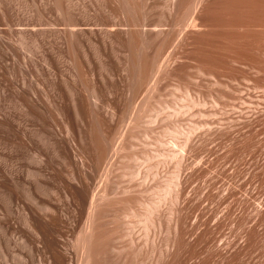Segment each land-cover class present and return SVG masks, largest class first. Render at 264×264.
Masks as SVG:
<instances>
[{"label": "rangeland", "instance_id": "1", "mask_svg": "<svg viewBox=\"0 0 264 264\" xmlns=\"http://www.w3.org/2000/svg\"><path fill=\"white\" fill-rule=\"evenodd\" d=\"M159 138L177 155L149 169ZM65 147L107 193L84 247ZM0 167L16 215H74L81 264H264V0H0Z\"/></svg>", "mask_w": 264, "mask_h": 264}, {"label": "bare ground", "instance_id": "2", "mask_svg": "<svg viewBox=\"0 0 264 264\" xmlns=\"http://www.w3.org/2000/svg\"><path fill=\"white\" fill-rule=\"evenodd\" d=\"M200 24H201V22H200ZM229 24L230 23H228V25ZM203 25L205 26V24H203ZM225 25H227V24H225ZM19 90H20V88H19ZM21 90H23V88H21ZM20 93L22 96L23 92L21 91ZM29 99H31V97ZM31 104H32V102H31ZM33 104H34V102H33ZM38 107L36 104V108L38 110H40V106H38ZM64 137H65V135H64ZM66 138H64V139H66ZM59 140L60 139H58V141ZM158 141H159V146H161L160 150L156 149L155 152H153V153H150V151L144 152L143 158H144L145 162L148 163L147 166L149 169H151L152 167L159 166L160 164H162L167 159H174L175 156L177 155V152H175L176 150L174 148V142L173 141L167 142L166 140L163 141V139L160 140V138H159V140H157V144H158ZM64 142L65 141H63V143ZM64 144H66V143H64ZM67 144H69V143H67ZM165 144L168 145V148L166 146V149L163 148V146ZM65 149H67V147H65ZM57 152L54 153L56 157H58L60 155V154H57ZM59 152L62 153V151H59ZM37 155L39 158L40 154L38 153ZM62 155H60L59 157H61ZM34 156H35V154H34ZM112 156H113V151H111V153H109L108 159L106 160L104 167L101 168V169H103L102 170L103 172L104 171L106 172L108 170L106 168L110 167V164L108 165V163L110 162ZM63 157L65 158L67 163L68 162L69 163L65 164V162H64L65 160L63 159V160H61V161H63V164H64L62 166L63 167L65 166L64 169H67V168L69 169V165H70V167H71L70 170H72V172H68L69 174L71 173L70 174L71 177L69 180L67 179L66 175H64V177H66V178H65V182L62 184H65V185H63L64 189L62 187L63 192H61V194L63 193L67 202H69L70 205H73L71 207H74L75 212L78 211V213L80 214L79 217H81V220L78 217L76 219L80 220L79 221L80 222L79 223V231H80L79 232V239H80L81 243H83V247H84L87 233L89 232L91 234L93 227H94L93 226V223H94L93 217H94L95 210H96L97 197H99L100 200H102L107 193L105 194V191L104 192L98 191L99 186L94 185V183L90 181V174L91 173L89 170H87L88 167L87 168L84 167V166H86V164L83 166V163L81 162L82 159H80L81 156L79 157L77 155V153H75L73 150L67 149L65 151V155ZM54 159H55V157H54ZM41 160H42V158H41ZM150 160H154V164H150L149 163ZM59 161L57 163H59ZM46 164H48V163H46ZM66 165H68L67 168H66ZM105 165H108V166H106V168H105ZM46 166H48V165H46ZM44 167H45V165H44ZM39 169H40V167H39ZM45 169H47V168H45ZM45 169H44V171H45ZM40 171L42 172V169ZM40 171H38V173H40ZM7 172H9V171H7ZM36 172L35 173L34 172H28V173H30L32 176H34V175L38 174ZM14 174L15 173H12V172L7 174L5 172V170H3V168L0 167V186H3L6 189H8V191H10L9 193L7 192L8 195H6V202L7 203L5 206V211L3 214L0 213V214H2V215H0V264H81L80 257H78V255L75 254V252L71 248V245H70L71 243L69 240V234L72 232V226L74 223V220L72 223V222H70V219L74 218V215H73V217L68 219L65 216L67 213L63 214V211H62V209H64L61 207V206H63V204H62L63 202L60 201L61 204H58L59 203L58 202L56 205L54 202L51 203V201L53 199L50 200V202L46 201L47 198H45L46 199L45 201H42V202L40 201L41 205L38 204L39 206L37 208L36 207L31 208L30 207L29 210L27 209L28 211L23 214L24 216H18V214L16 215L14 210H12L11 204H10L11 199H12L11 195L13 194L11 187H13V185L16 184V182H17V180H16L17 178ZM45 174H46V172H45ZM59 174L61 175L60 172H59ZM130 174L132 177H140L142 180H144V178L140 176L141 173L138 170L130 171ZM38 175H40V174H38ZM38 175H36V177ZM41 175H43V173ZM58 175H57V178H58ZM70 175H68V176H70ZM173 175H171L170 178H168L170 175L168 177H166V178H168L167 180H166V178H164V179L162 178V181L158 185L159 187H157V190H156V191H158V199L152 205L148 206V210L145 212V214H147V217L145 219H147L148 216L151 215L152 212H154V210L158 206V203L162 199H164V197H166L167 194H169L171 192V188L174 187L173 184L174 183L176 184V182L172 183L175 180V178H173ZM61 176L63 177V174ZM36 177H35L36 182H38L40 184V182L37 181L38 177H37V179H36ZM62 177H60V178L62 181H64V178L62 179ZM44 178H46V177L44 176ZM168 180H169V182H168ZM170 180L172 182H170ZM36 182L34 185L36 188H38L39 192L42 195H45L44 197H48L50 199L51 195H49V193H48L49 192L48 190H50V189L42 188L41 187L42 183L40 185H38V184H36ZM60 183H61V181H60ZM62 184H60V185H62ZM96 189H97V191H96ZM59 190H60V188H59ZM50 191H51L50 194H52L53 190L51 189ZM122 192L125 193L124 191H122ZM64 197H63V199H64ZM54 199H57V198H54ZM152 202H153V200H152ZM13 204H15V203H13ZM58 205H60V206H58ZM70 209L73 210V208H70ZM70 209H69V211H70ZM49 211H51V213H49ZM70 213H71V211H70ZM73 213L74 212L72 211L71 214H73ZM67 215H69V214H67ZM17 246L19 247V250H18V252H15V249ZM84 252L85 251H83L81 253L82 256H83Z\"/></svg>", "mask_w": 264, "mask_h": 264}]
</instances>
